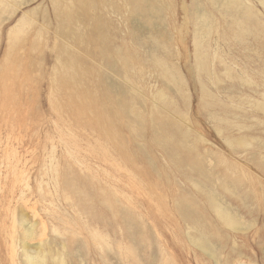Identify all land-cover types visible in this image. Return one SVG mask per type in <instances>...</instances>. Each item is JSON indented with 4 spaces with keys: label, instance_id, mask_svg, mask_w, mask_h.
I'll return each mask as SVG.
<instances>
[{
    "label": "rangeland",
    "instance_id": "rangeland-1",
    "mask_svg": "<svg viewBox=\"0 0 264 264\" xmlns=\"http://www.w3.org/2000/svg\"><path fill=\"white\" fill-rule=\"evenodd\" d=\"M73 4L0 0V264H264V0Z\"/></svg>",
    "mask_w": 264,
    "mask_h": 264
},
{
    "label": "bare ground",
    "instance_id": "bare-ground-1",
    "mask_svg": "<svg viewBox=\"0 0 264 264\" xmlns=\"http://www.w3.org/2000/svg\"><path fill=\"white\" fill-rule=\"evenodd\" d=\"M5 1H8V0H5ZM72 1V0H71ZM76 1V5L74 6V4L73 5H71V8H69V11L68 12H64V17L67 19V22H69V21H72V19H74V15H76L77 16V14L75 13V10H76V8L78 9L79 7H81L82 9H83V6L85 5V3H86V1L87 0H75ZM10 2V1H9ZM132 2H134L135 3V5H137V6H139L140 7V5H141V0H132ZM8 3V2H7ZM6 3V4H7ZM12 3V2H11ZM223 5V4H222ZM78 17V16H77ZM22 21V20H21ZM20 21V22H21ZM26 21V20H25ZM28 21V20H27ZM30 22V21H29ZM66 22V23H67ZM25 23V22H24ZM27 25V24H26ZM25 25L22 23V24H20L18 27H16V33H15V35L17 34H22L23 32L25 33V31H26V26H25V31H23V27H24ZM145 26V25H144ZM27 34V33H26ZM25 34V35H26ZM11 35V34H10ZM13 35H14V32H13ZM24 35V36H25ZM17 37V36H16ZM22 38H23V36H21ZM19 38H20V36H19ZM11 39V38H10ZM13 39V38H12ZM18 40V39H17ZM22 40V39H21ZM12 41V40H11ZM10 41V42H11ZM14 41H12L11 43H13ZM10 43V46L12 45ZM79 55V54H78ZM203 55V54H202ZM77 56V55H76ZM199 57V56H198ZM200 58V57H199ZM204 63V62H203ZM64 64V63H63ZM200 64V63H199ZM68 65V64H67ZM78 66V65H77ZM64 67H65V65H64ZM108 67V66H107ZM78 69V68H77ZM166 69V68H165ZM206 69V68H205ZM65 70H66V68H65ZM68 70V69H67ZM66 70V71H67ZM71 69H69V71H70ZM171 70H173V69H171ZM73 71V70H72ZM71 71V72H72ZM167 71V70H166ZM75 72V71H74ZM162 72V71H161ZM169 73H170V71H168ZM167 73V72H166ZM164 76V75H163ZM165 77H166V75H165ZM167 77H169V75L167 76ZM74 78V77H73ZM174 79V78H173ZM172 79V80H173ZM175 80V79H174ZM117 89V88H116ZM158 93H159V91H158ZM213 103V102H212ZM263 104V103H262ZM262 104H261V106H262ZM155 105V104H154ZM212 108H213V106H212ZM262 108V107H261ZM219 113V112H218ZM176 115V114H175ZM227 116V115H226ZM171 122V121H170ZM223 130V129H222ZM221 131V130H220ZM223 208V207H222ZM219 209V208H218ZM217 209V210H218ZM219 211V210H218ZM220 212H221V210H220ZM219 212V213H220ZM225 212H227V211H225ZM218 213V214H219ZM222 214V213H221ZM220 215V214H219ZM227 215H228V213H227ZM233 217V216H232ZM224 218H226V217H224ZM229 218V217H228ZM231 218V217H230ZM235 218V217H234ZM227 220V219H226ZM226 220H225V222H226ZM231 220V219H230ZM232 221V220H231ZM224 222V221H223ZM234 223V222H233ZM230 225V224H229ZM233 225H236L235 223L233 224ZM231 226V225H230ZM231 228V227H230ZM203 242V241H202ZM199 243V242H198ZM200 244H204V243H200ZM204 246V245H203ZM202 247V246H201ZM203 248V247H202ZM209 252V251H208ZM24 256H25V263L26 264H37V263H39L40 261H39V258H40V256H38L37 255V253H35V254H32V253H27V252H25L24 253ZM212 256V255H211ZM42 260L41 261H43V258H41ZM39 261V262H38ZM41 263V262H40ZM44 263V262H43Z\"/></svg>",
    "mask_w": 264,
    "mask_h": 264
}]
</instances>
